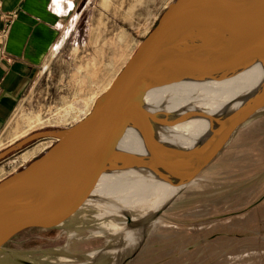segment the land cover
I'll return each instance as SVG.
<instances>
[{"label":"rangeland","instance_id":"1","mask_svg":"<svg viewBox=\"0 0 264 264\" xmlns=\"http://www.w3.org/2000/svg\"><path fill=\"white\" fill-rule=\"evenodd\" d=\"M175 1L74 0L35 86L0 136V153L35 132L67 129L84 119ZM56 142L39 140L3 159L0 182ZM191 183L151 218L134 254L118 264H264V108L239 125ZM86 218L60 228H27L1 246L34 264H102L89 257L94 252L107 255L103 264H116L117 243L100 225L107 220Z\"/></svg>","mask_w":264,"mask_h":264},{"label":"water","instance_id":"2","mask_svg":"<svg viewBox=\"0 0 264 264\" xmlns=\"http://www.w3.org/2000/svg\"><path fill=\"white\" fill-rule=\"evenodd\" d=\"M214 42L218 49L212 66L196 82L185 84L176 77L164 78L168 69L165 62L170 54ZM261 58H264V0H176L170 4L83 121L67 129L35 132L0 153L1 162L39 140L57 139L40 157L0 182V252L7 239L27 228H60L79 220L86 222V217L96 221L123 218L122 215L100 217L92 211L90 215L66 200L57 199L54 193L71 182L97 185L103 176H125L118 169L104 166L100 155L124 125L149 109V100L164 104L202 101L221 84L234 87L250 64ZM263 87L261 84L258 90ZM220 102L217 98L207 101L206 140L201 158L171 183L168 170L160 183L168 185L173 194L152 218L220 154L239 125L264 108L263 96L218 131L221 125L216 123L217 129L213 121L219 115L215 110ZM181 151L177 148L174 157ZM96 152L100 154L93 160L91 157ZM24 218L45 224H25Z\"/></svg>","mask_w":264,"mask_h":264},{"label":"bare ground","instance_id":"3","mask_svg":"<svg viewBox=\"0 0 264 264\" xmlns=\"http://www.w3.org/2000/svg\"><path fill=\"white\" fill-rule=\"evenodd\" d=\"M217 49L218 45L214 42L188 47L170 54L166 58L165 65L168 69L164 78L176 77L182 80L179 83L185 84L196 82L202 72L210 70ZM115 79L110 82L105 92ZM238 80L234 87L221 84L223 83L221 81V85L217 86L218 89L210 90L207 96L205 95L207 99L196 103L183 104L178 101L175 104H164L157 100H149V109L124 125L116 139L110 142L103 149L104 153L100 155L104 166L118 169L129 178L120 175H107L100 177L97 185L71 182L54 193V197L57 199L66 200L81 210L95 211L100 217L122 215L129 220L120 222L110 219L100 223L104 234L110 238V241L117 243V250H115L117 253H112L117 255L116 261L113 259L116 264L121 263L122 260L124 262L127 257L134 254L133 251L139 246L141 237L153 223L150 222L151 218L166 206V201L172 196L170 187L160 183L168 170L171 171L168 181L171 183L179 179L201 158V154L204 152L201 148L206 140L204 113L208 105L207 101L215 98L221 100L215 110L219 113L217 115L219 118L217 117L213 121V125L217 129L219 126L216 123L221 125L218 130L221 131L264 96V87L258 90V87L264 84V58L251 63ZM100 97L95 99L94 105ZM183 101H186V98ZM46 139L57 140L56 138ZM177 148L183 151L174 157ZM37 150L31 154H35ZM99 154L100 152H96L91 158L94 160ZM3 170L1 167L0 174ZM195 181L200 182V180ZM181 194L174 200L179 199ZM24 223L45 224V222L30 218H24ZM99 232L103 233L102 229L101 231L99 229ZM128 238H131L130 241ZM101 253L94 252L89 257L94 262L99 260L103 264V257L107 255ZM17 257V253L2 248L0 264H28L29 259ZM48 260L51 261V259Z\"/></svg>","mask_w":264,"mask_h":264},{"label":"crops","instance_id":"4","mask_svg":"<svg viewBox=\"0 0 264 264\" xmlns=\"http://www.w3.org/2000/svg\"><path fill=\"white\" fill-rule=\"evenodd\" d=\"M74 0H0V136L32 89Z\"/></svg>","mask_w":264,"mask_h":264}]
</instances>
